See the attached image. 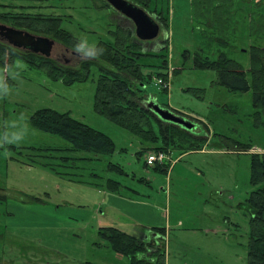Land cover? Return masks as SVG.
<instances>
[{"label": "rangeland", "instance_id": "1", "mask_svg": "<svg viewBox=\"0 0 264 264\" xmlns=\"http://www.w3.org/2000/svg\"><path fill=\"white\" fill-rule=\"evenodd\" d=\"M155 1L165 9L169 29L161 24L157 39L140 41L133 21L106 0H0L5 25L24 29L14 23L21 14L60 16L64 29L96 47L115 43L113 32L131 28L147 55L142 58L144 94L196 126L192 132L182 129L206 137L200 142L177 133L167 143L160 141L157 146L166 148L168 159L164 165H150L147 157L156 146L143 144L95 110L98 66H92L87 81L71 85L25 60L11 68L0 66V137L24 133L18 144L0 145V264H131L100 233L125 221L122 212L104 202L107 182L113 179L137 189L139 199L157 207L155 215L140 212L157 227L142 234L151 235L152 252L165 251L166 264H249L253 210L248 199L264 185L252 184V157L264 153V129L255 124L253 91L219 83L217 72L194 68L193 58L201 52L203 58L216 60L225 53L248 71L252 44L264 46V38L250 31L252 15L264 13V0L234 1L231 16L224 17L222 37L228 46L215 41V27L198 24L191 0ZM146 11L156 20V12ZM54 46L52 59H61L64 66L92 60L57 40ZM161 78L168 87L159 84ZM42 109L67 113L105 133L116 152L96 159L94 153L70 150L71 143L61 136L34 127L32 117ZM246 145L250 151H244Z\"/></svg>", "mask_w": 264, "mask_h": 264}, {"label": "trees", "instance_id": "2", "mask_svg": "<svg viewBox=\"0 0 264 264\" xmlns=\"http://www.w3.org/2000/svg\"><path fill=\"white\" fill-rule=\"evenodd\" d=\"M129 1L145 10L156 12L157 22L169 29V18L165 14V9L158 6L159 1ZM234 1L191 0L194 13L199 21L198 24L205 23L209 28L215 27L212 29H214L215 34L218 32L219 35L215 36V39L217 38L215 41L220 46L229 45L222 37L226 30L224 29L226 25L224 17L229 18L231 16ZM258 13L260 16L254 14L251 17L250 31H252V36L256 32L258 39L262 40L264 38V13L261 11ZM14 20L15 24H19L31 33L50 37L73 49H75V45L80 43L71 32L63 28V18L60 16L38 14V17H32L21 14L14 17ZM113 34L116 37L115 43L101 42L97 46V48L104 49L102 55L98 58H92V60H85L77 67H67L52 58L20 51L0 40V66L4 69L11 68L17 60H25L33 67L47 71L52 79L71 85L76 81H87L92 66L96 65L100 69V76L97 82L94 106L100 115L137 136L143 144L156 146L155 151H167L166 148L157 146L158 142L167 143L168 140L176 137L177 133H182L191 138L199 137L198 141L200 142L206 141V137L195 136L179 125L164 121L150 108L149 96L144 94L146 82H143L145 77L142 73V67L145 66L142 58L147 55L144 54L139 40L133 37L131 28L128 27L123 30L120 28ZM204 35L209 43L212 42V36ZM168 46L167 41L160 49L161 53L166 52ZM206 46L205 48H207ZM188 53H185L186 57ZM193 59L194 68L217 72L219 83L227 85L230 89L245 92L253 91L255 124L264 129L263 45L252 44L250 50L251 68L248 71L240 62L228 57L225 53H220L215 60L210 56L203 58L201 52H196ZM162 68H164L163 65ZM158 76H162V74L159 73ZM198 92L203 94V90H198ZM32 124L44 132L59 135L67 140L72 145L70 149L72 151L91 152L94 153L96 159L100 156H111L116 152V145L112 138L74 119L67 113H60L53 109H42L33 115ZM244 149V151H250L251 146L246 145ZM146 150L147 148L143 149L141 153L143 154ZM54 151L62 152L63 150L57 148ZM64 157V159H72L69 156L64 155ZM113 167L121 168L114 163ZM120 171L124 172L121 169ZM251 178L254 186L264 183V153L253 155ZM107 187L112 192H118L122 184L115 180H109ZM248 205L253 210L249 264H264V185L252 192L248 199ZM100 233L113 250L128 257L131 264H166L165 251L161 249H156L155 253L151 251L153 250L150 244L151 235L147 234V238H139L115 227L103 228Z\"/></svg>", "mask_w": 264, "mask_h": 264}, {"label": "water", "instance_id": "3", "mask_svg": "<svg viewBox=\"0 0 264 264\" xmlns=\"http://www.w3.org/2000/svg\"><path fill=\"white\" fill-rule=\"evenodd\" d=\"M106 1L119 13L133 21L136 37L140 41H152L159 37L161 25L145 9L129 0ZM0 40L20 51L33 53L46 58H53L55 54L54 39L37 35L24 29L8 26L2 22H0ZM149 106L164 121L179 125L190 132L196 130L193 122L176 115L172 111L163 109L153 102Z\"/></svg>", "mask_w": 264, "mask_h": 264}, {"label": "crops", "instance_id": "4", "mask_svg": "<svg viewBox=\"0 0 264 264\" xmlns=\"http://www.w3.org/2000/svg\"><path fill=\"white\" fill-rule=\"evenodd\" d=\"M145 148L146 147L144 146L142 149ZM118 182L122 184L121 189L118 192H112L110 190L106 192L104 202L106 205L117 208L120 212H122V214L125 215L124 218L125 221H123L121 225H118L117 223H112L110 226L107 227L118 228L121 231L136 237H139V233L141 232L140 234H142L146 229L155 232V229L157 227H155L151 223H148L149 221H146L145 219L141 218L140 212L141 211L147 212V210H150L151 213L153 212V215H155L156 211L158 210L157 207L151 204L149 201H146L144 199H139V192L137 191V189L135 188L132 189L131 187L124 185L121 181ZM125 192H129L133 196L127 195L125 194ZM125 208H133L139 214L138 215L131 214ZM141 236L147 238V235L145 234H142ZM117 258L121 261L125 260V257H123L122 255L120 256L119 254H117Z\"/></svg>", "mask_w": 264, "mask_h": 264}, {"label": "clouds", "instance_id": "5", "mask_svg": "<svg viewBox=\"0 0 264 264\" xmlns=\"http://www.w3.org/2000/svg\"><path fill=\"white\" fill-rule=\"evenodd\" d=\"M75 51L82 54L86 58H98L103 54L104 49L97 48L95 45H89L86 39H81L80 43L75 45ZM23 119V117H21ZM24 139L23 132L5 133L0 137V145L2 144H18Z\"/></svg>", "mask_w": 264, "mask_h": 264}, {"label": "built area", "instance_id": "6", "mask_svg": "<svg viewBox=\"0 0 264 264\" xmlns=\"http://www.w3.org/2000/svg\"><path fill=\"white\" fill-rule=\"evenodd\" d=\"M159 84H162L164 87H168L166 83L163 82L162 79L158 80ZM168 159V155L163 152H153L150 156L147 157V162L150 165H153L154 163L159 162L160 164H164Z\"/></svg>", "mask_w": 264, "mask_h": 264}, {"label": "flooded vegetation", "instance_id": "7", "mask_svg": "<svg viewBox=\"0 0 264 264\" xmlns=\"http://www.w3.org/2000/svg\"><path fill=\"white\" fill-rule=\"evenodd\" d=\"M73 53H75V51H74ZM58 61L62 64V60H61V59H58ZM66 63H68V62H66ZM69 67H70V66H69Z\"/></svg>", "mask_w": 264, "mask_h": 264}]
</instances>
